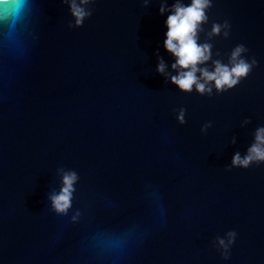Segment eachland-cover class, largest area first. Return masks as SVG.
<instances>
[{"label": "water", "instance_id": "95a60500", "mask_svg": "<svg viewBox=\"0 0 264 264\" xmlns=\"http://www.w3.org/2000/svg\"><path fill=\"white\" fill-rule=\"evenodd\" d=\"M191 3L29 0L0 20V264H264V162L232 164L264 128V0H211L196 67H231L237 45L257 63L219 91L197 71L203 94L172 83L190 69L164 46L173 6Z\"/></svg>", "mask_w": 264, "mask_h": 264}, {"label": "clouds", "instance_id": "9594fccd", "mask_svg": "<svg viewBox=\"0 0 264 264\" xmlns=\"http://www.w3.org/2000/svg\"><path fill=\"white\" fill-rule=\"evenodd\" d=\"M29 0H0V20L19 18L28 6ZM87 3L88 0H81ZM211 0H192L190 6H182L176 4L173 6V14L169 15L167 24V39L164 42L165 48L177 57L173 68L179 66L183 69H190L179 73L172 77V83L176 84L182 91L190 92L195 85L196 90L203 94L206 91L211 92V88H206L205 83H200L196 76V72L200 71L205 82H214L216 89H230L237 85L241 78L247 77L252 71L253 66L257 63L255 59L249 63L241 58V54L246 51L243 45H237L232 53L230 64H221L215 62V71L209 72L207 69H198L197 64L203 63L210 58L211 45L197 43V32L200 25L206 23L208 16L206 9L211 7ZM72 13L76 17V24H82L84 18L90 13L84 9L72 4ZM161 13L165 11L164 7L160 9ZM222 27H229L228 23L222 26L218 23L212 26V35H219ZM228 36V32L224 33ZM165 65L161 62L157 71L163 73ZM181 123H184V110L181 109L178 117ZM207 127V126H206ZM264 162V128H260L256 133V142L248 149L247 154L242 158L239 153L235 154L232 160L233 166L248 168L252 163ZM78 176L75 172H64L62 176V187L58 194H52L49 197L51 207L57 214H67L72 206V194L75 191L74 184L77 182ZM75 219V217H73ZM229 243H232L236 233L229 232ZM221 245H225L223 239L219 240ZM226 247V246H225ZM227 258V257H226Z\"/></svg>", "mask_w": 264, "mask_h": 264}]
</instances>
